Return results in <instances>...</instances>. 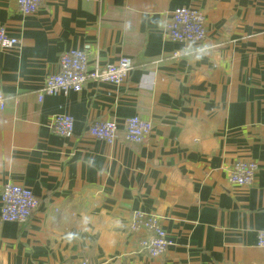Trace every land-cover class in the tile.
<instances>
[{"label":"crops","instance_id":"obj_1","mask_svg":"<svg viewBox=\"0 0 264 264\" xmlns=\"http://www.w3.org/2000/svg\"><path fill=\"white\" fill-rule=\"evenodd\" d=\"M181 6L202 11V43L169 39ZM0 25L19 40L0 49V194L12 182L38 199L26 222L0 221V264H264V0H43L28 14L0 0ZM70 48L88 69L122 55L133 69L38 102ZM62 113L69 137L50 130ZM135 115L153 125L141 143L87 132ZM238 159L257 163L248 186L227 179ZM134 211L159 217L162 256L137 251Z\"/></svg>","mask_w":264,"mask_h":264},{"label":"built area","instance_id":"obj_2","mask_svg":"<svg viewBox=\"0 0 264 264\" xmlns=\"http://www.w3.org/2000/svg\"><path fill=\"white\" fill-rule=\"evenodd\" d=\"M43 0H16L18 9L24 13L35 12ZM164 30L173 42L181 44L202 43L206 38L205 18L202 11L192 6L175 8L164 23ZM19 44L18 38L7 34L0 25V49L8 50ZM88 53L77 48H70L60 53L58 71L45 78L43 86L37 92V101L45 95L59 92L81 91L88 81L119 84L133 69V61L122 55L116 63L96 65L88 69ZM6 103L5 95L0 91V110ZM150 120L139 115L125 118L123 124L114 119H100L87 124L88 134L108 144L118 142L141 143L152 130ZM50 130L60 136L69 137L73 132V118L69 114L52 116ZM257 163L250 159L235 160L228 171L227 179L238 186L252 184L257 171ZM38 206V199L32 191L23 185L7 182L3 184L0 194V221L26 222ZM129 231L137 237V251L155 258L162 256L170 241L160 222L154 214L141 211L132 213L128 224ZM256 245L264 247V229L256 234ZM75 264H90L83 258Z\"/></svg>","mask_w":264,"mask_h":264}]
</instances>
